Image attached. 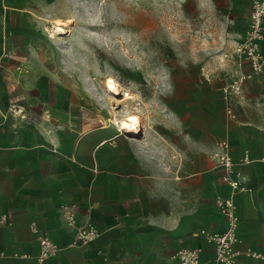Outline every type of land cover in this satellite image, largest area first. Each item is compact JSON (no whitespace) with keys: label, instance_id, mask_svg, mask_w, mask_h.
<instances>
[{"label":"crops","instance_id":"1","mask_svg":"<svg viewBox=\"0 0 264 264\" xmlns=\"http://www.w3.org/2000/svg\"><path fill=\"white\" fill-rule=\"evenodd\" d=\"M57 1L0 0V264H172L183 247L210 261L213 245L200 232L227 227L215 201L233 192L218 161L223 151L246 187L233 194L238 224L228 264H264L250 255L264 254V69L252 73L245 59L239 67L235 54L249 8L243 28L237 11L233 25L221 23L228 48L197 61L202 78L180 127L130 136L86 84L66 76L46 31ZM210 71L218 74L211 79ZM238 73L249 75L240 96L210 91ZM245 152L252 161L240 163ZM64 206L76 225L97 231L92 242L73 243ZM41 237L60 252L38 263Z\"/></svg>","mask_w":264,"mask_h":264},{"label":"rangeland","instance_id":"2","mask_svg":"<svg viewBox=\"0 0 264 264\" xmlns=\"http://www.w3.org/2000/svg\"><path fill=\"white\" fill-rule=\"evenodd\" d=\"M252 6L253 0H58L45 21L54 37L51 46L69 67L66 76L86 84L107 104L111 123L132 114L141 127L163 131L182 124L202 78L197 61L212 62L228 48L221 23L233 25L230 17L237 11V27L243 28ZM54 19L69 23L67 34L53 32ZM217 74L208 73L211 79ZM108 77L133 99L119 104L110 98L103 90ZM229 84L221 92L219 87L210 91L229 97L224 92Z\"/></svg>","mask_w":264,"mask_h":264},{"label":"built area","instance_id":"3","mask_svg":"<svg viewBox=\"0 0 264 264\" xmlns=\"http://www.w3.org/2000/svg\"><path fill=\"white\" fill-rule=\"evenodd\" d=\"M264 40V0H253V6L250 11L249 27L243 41L239 42L235 48V54L238 56V66L241 67V60L245 59L251 68L252 73H260L264 69V54L261 51V42ZM249 75L238 73L233 77L231 83L224 92L227 95L240 96ZM117 125V121L114 122ZM118 128V127H117ZM225 149L227 143L222 142ZM218 161L224 172L228 175L225 180L227 185L233 191L227 197H217L216 206L223 214L227 227L218 233H207L201 230L207 242L213 245L214 255L210 261L201 258V249L199 248H179L174 250L170 255L172 264H228L231 261L233 244L236 241V227L238 218L235 213L234 192L244 191L246 187L242 184V178L239 172L234 171V161L232 157L223 151L218 155ZM252 159L245 152L239 160L240 163H249ZM62 216L68 227L75 228L74 244H88L92 242L97 231L89 225H76L74 211L69 206H64ZM40 248L37 256L38 263L45 259L54 257L60 252V248L48 237H41ZM250 255L254 258L264 260V254L252 252Z\"/></svg>","mask_w":264,"mask_h":264},{"label":"bare ground","instance_id":"4","mask_svg":"<svg viewBox=\"0 0 264 264\" xmlns=\"http://www.w3.org/2000/svg\"><path fill=\"white\" fill-rule=\"evenodd\" d=\"M53 32L59 35H65L67 34L66 28L69 26L68 22H60L59 20H54L53 22ZM99 43H102V41H98ZM104 90L105 92L109 95L110 98H113L117 103L124 102L130 99H133V97L127 93L125 96L122 95L121 93V88L118 85V83L112 79L111 77H108L105 80L104 84ZM105 93V94H106ZM122 95L123 98L121 97H116ZM121 99V100H120ZM120 104V103H119ZM116 118V117H114ZM117 127L124 131L126 134L130 136H139L142 130V127L139 122V118L134 116V115H128L125 119L117 121Z\"/></svg>","mask_w":264,"mask_h":264}]
</instances>
